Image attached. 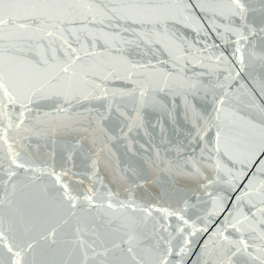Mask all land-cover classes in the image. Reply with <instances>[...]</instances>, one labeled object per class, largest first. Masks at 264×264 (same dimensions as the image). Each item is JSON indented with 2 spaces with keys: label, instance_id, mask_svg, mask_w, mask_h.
Listing matches in <instances>:
<instances>
[{
  "label": "snow or ice",
  "instance_id": "snow-or-ice-1",
  "mask_svg": "<svg viewBox=\"0 0 264 264\" xmlns=\"http://www.w3.org/2000/svg\"><path fill=\"white\" fill-rule=\"evenodd\" d=\"M191 7L187 0H0V142L9 161L0 210L7 207L21 225L18 233L12 222L5 229L0 211V245L10 264H184L190 241L177 247L172 233L209 231L190 223L198 205L205 206L198 219L227 215L197 264H264V181L254 189L249 180L231 209L209 191L222 182L235 190L245 179L227 162L250 167L264 156V108L259 119L241 115L229 85L210 79L214 67L175 46L169 22L198 24ZM196 7L231 49L216 56L229 70L226 79L259 69L253 79L264 91V0H199ZM105 20L134 39L88 28ZM141 45L151 53L147 62L137 59ZM153 114L160 143L148 134L151 143L137 145L135 134H147ZM165 121L178 139L167 136ZM18 142L27 158L13 147ZM33 146L45 157L42 166L31 161ZM119 146L146 158L121 167ZM57 150L59 165L49 164ZM19 170L31 173L20 202ZM146 170L161 189L152 199L138 195Z\"/></svg>",
  "mask_w": 264,
  "mask_h": 264
},
{
  "label": "water",
  "instance_id": "water-1",
  "mask_svg": "<svg viewBox=\"0 0 264 264\" xmlns=\"http://www.w3.org/2000/svg\"><path fill=\"white\" fill-rule=\"evenodd\" d=\"M187 2L190 5H192L189 11L195 17L198 18V24L203 25V28L198 30V24L196 23H193L190 26L185 27L182 24H175L173 22H169V30H170V34H174L173 39L175 41V46H177L178 48L188 49L189 52L204 58V62L206 64L212 65L215 69L210 79L213 82H220L229 85V91H231L232 97L234 98L231 101L232 106L236 108L240 112V114L244 115L245 117L254 116L257 119H259L260 109L264 108V91H261L260 88L257 86L256 80L253 79V76L259 78L262 75L261 70L257 69L253 73V76H250L249 71H251V69H249L248 71L241 73V75L236 80L226 79V77L229 76V70L223 64L217 65L216 56L220 54L229 55L231 49L226 45H224L223 41H221L218 38V35L215 32H213L209 27V25L212 23V20L209 19L208 15H205L200 11L198 7H196L199 0H187ZM104 3H109V0H104ZM114 23L115 21L112 22V24ZM112 24H110L107 20H105L104 24H100V23L88 24V28L95 35L98 36H102V34L104 33H108L109 35H115L117 32H119L120 35L124 37V39H134L133 35L120 32L119 25L115 29H113ZM121 24H123V22H121ZM76 27H80V25H76ZM131 29H135L136 32H139L141 31V26L131 25ZM213 44L217 45V47H213ZM141 48L143 49V53L141 54V56H138L137 59H142L143 61L147 62L149 59H151V53L148 52V49L145 48L144 45H141ZM96 51H103V48L100 45H97ZM152 51L155 52L156 49L153 48ZM156 54L160 56L158 52ZM164 58H165L164 56H160V59H164ZM152 62L155 63V60H152ZM231 68L233 69L231 74L235 75V72L238 69L234 64L231 65ZM25 70L26 69H22V71ZM196 71H201V69H196ZM188 74L191 75L192 73L189 72ZM206 79H208V77H206ZM156 118L157 116L155 114L149 117V124L147 125V134L145 133L144 129H141V132L139 134H135L137 145L146 142L151 143L148 134H151V136L153 137L156 143H160V130L153 129L151 127V123L155 122ZM160 119L163 120L164 118L160 117ZM164 127L167 129V136L169 138L173 140L178 139L176 133L173 132L174 125L168 124L165 121ZM2 131H3L2 128H0V133H2ZM9 135L15 136V133L10 132ZM22 143L26 145L32 143V141L25 140ZM8 144L12 145L13 141L9 140ZM13 147L15 148V150L21 152L22 158L28 157L29 153L20 147L19 142L13 145ZM31 151L33 153H36V149L34 146L31 149ZM42 151L51 152V146L47 147L46 149H43ZM7 154H8V145H4L2 142H0V177H3L4 179H7V177L4 175L3 170H7L9 167ZM140 157L146 158V155L143 151L138 152L136 157H132L130 156V154H128L125 151L123 146H119L118 150H116V162H118L121 167H123L125 164L133 160L139 163ZM44 160L45 157L40 153H36L31 156V161L33 162L34 166H42ZM60 161H61V153L59 152V150H57L54 159L49 158L47 160L49 164L55 163L57 166L59 165ZM227 163L229 167L233 168V173L242 170L246 174L245 179L240 180L238 182L237 188L235 190L230 189L226 184L222 182L218 185H214L213 188L209 189V191L224 196L225 206L231 209L232 206L237 203V198L244 193L249 180L254 181L253 183L254 189L260 188L261 181H264V172H260L259 169L264 168V156H258L252 162V166L250 167H242L239 164H236L233 167L231 162H227ZM77 165H79V160H77ZM30 176L31 173H25L23 170H19L17 177L15 178L16 181L19 182L18 188L20 189V191H18L16 194L18 202L23 200V196L21 195V193L29 191V189L23 188V185L29 183ZM101 176L105 179V182H108V180L110 179L107 173L102 172ZM145 176L147 177V183L143 188L139 190L138 195L144 197L145 199H152L153 197L156 196L157 193L161 191L159 183L153 182L154 180L158 179V177H156L155 173L151 172L150 170L145 171ZM39 184L40 181H37V185ZM110 186L116 188V185H110ZM203 199L206 200L207 197H203ZM208 206L210 207V204ZM240 206L242 208L247 207L246 203H241ZM0 211H2L4 216L5 229L8 228L9 222H12L16 232L18 233L19 231H21L20 223L16 220L12 212L7 207H5ZM188 215L191 216L192 218L190 223L192 221H195L196 227L199 228L207 227L209 231L207 233H201L196 236H189L188 232L183 233V235H177L173 231L172 234L173 236L176 237V239L173 240V244L179 247L183 245L185 239L189 240L190 241L189 254L185 257L184 264H197L199 254L203 249L205 243H207L210 240L212 234L216 230V227L220 226L223 223L224 216L227 215V213H221L219 216L211 217L205 221L197 218L198 216L203 217L205 215V206L198 205V208L195 210H190ZM170 223L173 226L175 225L174 220L171 221ZM170 231H172L171 228ZM189 231H191V229H189ZM12 234L13 233H9L10 236ZM37 251H39V249ZM0 264H10L9 254L7 253L6 249L2 247V245H0Z\"/></svg>",
  "mask_w": 264,
  "mask_h": 264
}]
</instances>
